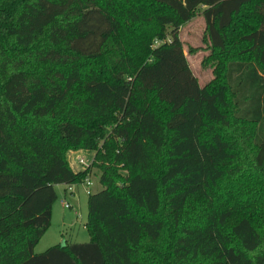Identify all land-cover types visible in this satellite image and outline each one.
Returning <instances> with one entry per match:
<instances>
[{
	"label": "trees",
	"instance_id": "16d2710c",
	"mask_svg": "<svg viewBox=\"0 0 264 264\" xmlns=\"http://www.w3.org/2000/svg\"><path fill=\"white\" fill-rule=\"evenodd\" d=\"M93 167L89 240L34 252ZM0 264H264V0H0Z\"/></svg>",
	"mask_w": 264,
	"mask_h": 264
},
{
	"label": "rangeland",
	"instance_id": "374dc122",
	"mask_svg": "<svg viewBox=\"0 0 264 264\" xmlns=\"http://www.w3.org/2000/svg\"><path fill=\"white\" fill-rule=\"evenodd\" d=\"M202 8L203 6H199L195 15L180 26L179 36L193 73L197 76L200 84H205L213 78L214 73L213 65L205 61L210 48L208 47ZM76 154L82 155L86 160H91L94 150L82 149L69 155L75 168L80 169L83 165L76 160ZM92 170L90 192L102 187L99 182V169L93 167ZM71 186L72 192L71 189H68L67 184H55L57 196L52 204L51 221L35 245L34 252H41L56 243L89 240L88 231L84 226L87 218L88 192L83 182ZM63 200L69 202L70 207H65Z\"/></svg>",
	"mask_w": 264,
	"mask_h": 264
},
{
	"label": "built area",
	"instance_id": "2783aa9c",
	"mask_svg": "<svg viewBox=\"0 0 264 264\" xmlns=\"http://www.w3.org/2000/svg\"><path fill=\"white\" fill-rule=\"evenodd\" d=\"M76 160L83 165V168L90 166L91 161H92V159L91 160H86L82 155H79V154L76 155ZM92 173H93V170H92L91 174ZM91 174L87 175L85 177V179L83 180V183L86 186V191L88 193L90 192L89 186L92 184ZM67 187L69 189H71L72 186L71 185H67ZM63 203H64L65 207H70L69 202L63 200Z\"/></svg>",
	"mask_w": 264,
	"mask_h": 264
},
{
	"label": "crops",
	"instance_id": "0c3cea01",
	"mask_svg": "<svg viewBox=\"0 0 264 264\" xmlns=\"http://www.w3.org/2000/svg\"><path fill=\"white\" fill-rule=\"evenodd\" d=\"M79 150H82V149L70 150V151L67 153V157H68V159H69L70 165L72 166V168H73L74 170H79V169L75 168V166L72 164L71 159L69 158V155H70L71 153H73V152H77V151H79ZM76 155H77V154H76ZM82 168H83V167H82ZM82 168H80V169H82ZM92 169H93V168H92ZM68 189H69V188H68ZM70 191L72 192V189H71Z\"/></svg>",
	"mask_w": 264,
	"mask_h": 264
}]
</instances>
